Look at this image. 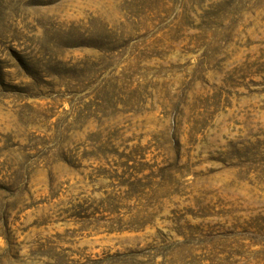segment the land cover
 Masks as SVG:
<instances>
[{
    "label": "rangeland",
    "instance_id": "374dc122",
    "mask_svg": "<svg viewBox=\"0 0 264 264\" xmlns=\"http://www.w3.org/2000/svg\"><path fill=\"white\" fill-rule=\"evenodd\" d=\"M0 264H264V0H0Z\"/></svg>",
    "mask_w": 264,
    "mask_h": 264
},
{
    "label": "trees",
    "instance_id": "16d2710c",
    "mask_svg": "<svg viewBox=\"0 0 264 264\" xmlns=\"http://www.w3.org/2000/svg\"><path fill=\"white\" fill-rule=\"evenodd\" d=\"M138 182L140 181V180H137ZM135 183H137L136 181L135 182H133V183H131L130 185H132L133 184V186L135 185ZM132 187V186H131Z\"/></svg>",
    "mask_w": 264,
    "mask_h": 264
}]
</instances>
